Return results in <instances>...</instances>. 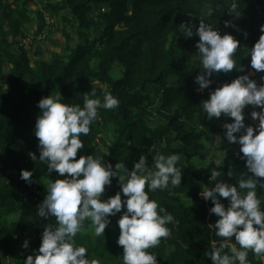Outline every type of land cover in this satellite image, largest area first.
I'll list each match as a JSON object with an SVG mask.
<instances>
[{"label":"trees","instance_id":"obj_1","mask_svg":"<svg viewBox=\"0 0 264 264\" xmlns=\"http://www.w3.org/2000/svg\"><path fill=\"white\" fill-rule=\"evenodd\" d=\"M231 2L61 0L58 5H51L46 0H0V156L7 162L0 169V264H5L4 260L13 256L28 238L37 249L46 224H55L54 218L44 220L36 216L37 205L46 194L39 180L58 178L55 173L49 177L46 165L38 160L34 125L39 114L37 103L42 97L59 91L62 102L82 106L83 96L93 87L101 99L105 90L117 97L119 107L99 110V119L92 124L90 134L81 137L85 144L81 154L104 158L113 167L123 162L131 170L141 155L147 156L150 166L153 156L150 145H145L150 141L160 154L201 158L210 135L222 128L215 119L209 121L201 113L209 90L198 92L194 83V77L200 72L194 57L199 38L194 36L176 46L172 33L189 15L197 17L199 23L202 12L212 7L216 11L213 16L204 17L205 21L240 41L234 59L245 71L214 75L211 89L238 75L252 73L250 56H245L261 35L264 0H237L238 11L242 12L239 18L228 13ZM32 4L40 5L36 12L39 29L45 25L44 11L65 10L66 23H76L80 40L73 46L68 45L67 53H53L50 59L31 64L22 47L16 53L12 51L23 35V26L31 20ZM226 20L234 27L225 28ZM94 28L99 29V34L90 37V30ZM186 47L190 50L186 51ZM117 67L120 76L113 78L111 72ZM261 75L264 73H254L251 78L260 80ZM25 79L31 80L28 85ZM253 110L259 111L252 106L245 108L246 124H254L250 120ZM154 117L164 123L152 125ZM220 150L223 156L218 179L237 183L246 172L245 162L236 155L239 146L227 144ZM29 153H34L37 160L33 161ZM178 167L183 174L179 188L149 193L150 199L156 200L177 221L168 225L172 235L149 251L157 256V264H211L206 253L211 250L212 240L218 238L209 224L217 217L208 211L211 202L199 195L203 188L212 186L208 183L211 171L203 177L187 164L180 162ZM22 169L33 171L32 179L37 182L28 185L21 180ZM229 169L233 172L232 178L225 175ZM117 180L118 177L113 179L104 198L119 190ZM257 195L264 207V189L258 188ZM13 216L23 217L29 223ZM116 219L111 218L112 223L102 237L93 238L90 224L76 237L77 244L87 247L90 258H98L101 264H121L118 257L123 250L116 244L119 235ZM248 260L249 264H264L262 258L251 252Z\"/></svg>","mask_w":264,"mask_h":264},{"label":"clouds","instance_id":"obj_2","mask_svg":"<svg viewBox=\"0 0 264 264\" xmlns=\"http://www.w3.org/2000/svg\"><path fill=\"white\" fill-rule=\"evenodd\" d=\"M238 7L237 0H232L227 11L239 18L242 12ZM215 11L209 7L202 12L198 25L188 20L177 26L185 38H199L194 57L200 72L194 83L198 92L209 90L201 113L209 121L231 120L222 123L223 135L230 145L239 146L236 155L245 162L246 169L237 183H229L218 179L221 171L217 161V169L211 170L208 181L212 186L199 193L204 201L211 202L208 211L217 217L209 226L218 239L212 240L206 257L211 264H249V252L264 258V207L257 195L258 188L264 189V75L260 76V83L251 78L254 73H264V24L259 27L258 41L245 56H250L253 72L238 75L213 90L214 75L245 71L234 59L240 41L229 33L221 35L218 28L205 21L204 17L213 16ZM224 26L234 27L228 20ZM119 104V99L107 90L102 99L97 97L94 87L83 96L82 106L62 102L59 91L38 101L39 114L34 125L38 160L46 165L49 177L55 173L58 178L39 180L46 194L37 205L36 216L54 218L55 224H46L39 247L27 255L23 264H101L98 258H90L87 247L77 244L76 237L83 233L86 224L93 229V238L104 236L113 217L117 218L119 229L116 244L123 250L118 257L121 264H157V256L149 249L167 240L172 235L168 225L177 221L150 199L149 193L181 186V155L157 153L150 166L147 156L141 155L129 170L123 162L113 167L104 158L81 154L85 149L81 137L90 134L92 124L99 119V110H115ZM248 106L259 109L250 114L251 120L258 123H245L244 110ZM29 156L37 160L34 153ZM225 175L232 178V170ZM32 177L33 171L21 170L19 178L28 185L37 182ZM117 177L119 190L104 198ZM22 248H29L27 239Z\"/></svg>","mask_w":264,"mask_h":264},{"label":"rangeland","instance_id":"obj_3","mask_svg":"<svg viewBox=\"0 0 264 264\" xmlns=\"http://www.w3.org/2000/svg\"><path fill=\"white\" fill-rule=\"evenodd\" d=\"M46 1H48V3H50L51 5H58L61 0H46ZM38 9H40V5L38 4H34V5L32 4L30 6L31 20L29 23H26L23 26V35L18 38L19 43L12 47V51L14 53L17 52L18 47H22L24 51L27 53L28 57L31 59V64H34L39 59L48 60L50 59L53 53L65 54L67 53L66 47L68 45L73 46L76 42L80 40L78 36V31L75 28L76 23L74 22L73 25H70L66 23L65 18H63L67 14L65 10H58L56 13L44 11L43 20L45 25L42 29H39L36 18V12ZM188 20H192L193 23L198 25L197 17L187 16L182 22H186ZM220 33L221 35H223L222 31H220ZM98 34H99L98 28H94L90 30V37L98 36ZM172 36H173L172 41L176 46H181L186 40L191 39V38H185L183 34L179 32L178 27L174 29ZM185 50L189 51L190 47H186ZM5 71H7V68H5ZM111 76L113 78L120 76L118 67L112 70ZM255 80L258 83H260L259 79H255ZM30 81H31L30 79L24 80L25 84L27 85L30 83ZM229 120L225 121L224 118H221L220 120L215 119V123L219 127H221L222 123L229 122ZM163 123L164 122L159 117H154L151 119L152 125L155 124L160 125ZM256 123L257 121H254V124ZM223 132L224 130L222 129L220 132H217L219 134L216 133L217 135H214L215 138H210V140L206 143L205 149L202 151L201 158L199 157L189 158L188 156L181 157V163L187 164V166L191 169H196L201 173L203 177H206L208 172L211 171V169L215 165V162H217V160L220 159L221 156L220 148L229 144L227 140L224 138ZM223 142H226L227 144H224ZM145 145H150L152 156H155L157 153H159V149L153 146L151 141L146 143ZM99 156L102 157L101 152ZM6 165H7L6 160L2 156H0V169H4ZM12 218L16 220H21L24 223H29L23 217L13 216ZM19 235L21 234L19 233ZM27 240L29 241V248L27 250L22 248V244L24 242L23 241L20 244L15 254L4 260L5 264H23V261L24 259H26L27 255L31 254L33 249H36L34 243H31V239L28 238ZM262 260L264 263V258H262Z\"/></svg>","mask_w":264,"mask_h":264},{"label":"crops","instance_id":"obj_4","mask_svg":"<svg viewBox=\"0 0 264 264\" xmlns=\"http://www.w3.org/2000/svg\"><path fill=\"white\" fill-rule=\"evenodd\" d=\"M229 122H231V120H229ZM254 122V121H253ZM257 123H258V121H257ZM217 134H219V133H217ZM216 133H214V134H211L210 135V138H215V136L214 135H217ZM224 144H227L226 142H223ZM212 148H214V147H212ZM213 150V149H212ZM207 152H209V151H207ZM211 152V151H210ZM227 152V151H226ZM226 152H224V153H226ZM220 159H218L217 161H219L220 162V164H219V166L221 165V163H222V161H221V157L223 156V154H222V152L220 153ZM190 158V157H189ZM188 158V159H189ZM194 158H197V157H194ZM216 169L217 168V163L215 162V165L213 166V168H212V170L213 169Z\"/></svg>","mask_w":264,"mask_h":264},{"label":"built area","instance_id":"obj_5","mask_svg":"<svg viewBox=\"0 0 264 264\" xmlns=\"http://www.w3.org/2000/svg\"><path fill=\"white\" fill-rule=\"evenodd\" d=\"M101 11H104V8H101ZM98 141V140H97Z\"/></svg>","mask_w":264,"mask_h":264}]
</instances>
